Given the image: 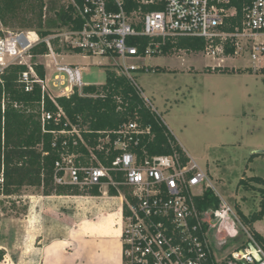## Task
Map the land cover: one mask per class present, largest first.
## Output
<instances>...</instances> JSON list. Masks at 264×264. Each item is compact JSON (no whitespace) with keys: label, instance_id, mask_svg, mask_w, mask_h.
I'll list each match as a JSON object with an SVG mask.
<instances>
[{"label":"built area","instance_id":"1","mask_svg":"<svg viewBox=\"0 0 264 264\" xmlns=\"http://www.w3.org/2000/svg\"><path fill=\"white\" fill-rule=\"evenodd\" d=\"M79 11L84 19L81 29L66 27L64 33L44 38L35 30L0 26V81L10 65L27 66L21 80L27 90L35 83L41 85L44 129L49 120L59 122L64 114L61 109L56 114L47 111L45 95L56 102L57 96L70 95L76 87L82 91L86 84L81 66L60 63L53 78L54 88L60 90L55 94L47 74L41 77L35 68L39 55L31 48L40 42L47 44L45 55L52 54L55 62L61 54L54 50V39L61 38L74 52L79 49L82 54L116 60L98 63L128 76L139 66L131 64L132 60L159 51L158 46H148L146 55H140L138 37H198L205 40L202 52L218 67L236 58L264 66V0H250L242 16L232 0H86ZM142 96L162 118L154 103L144 93ZM71 132L78 135L74 143L80 141L88 149L90 162L79 160L82 153L63 154L55 163V183L80 189L98 186L101 195L116 190L112 196L120 199L122 264H264V247L221 195L216 193L220 197L217 208L200 210L196 206L195 196L214 185L195 159L186 155L185 161L178 152L152 156L146 146L140 147L151 127L130 121L118 129L100 131L97 150L107 159L114 156L109 164L99 159L77 128L60 131ZM197 186L200 192L194 191ZM5 189L2 170L0 200L17 198ZM230 245L233 249L225 251Z\"/></svg>","mask_w":264,"mask_h":264},{"label":"trees","instance_id":"2","mask_svg":"<svg viewBox=\"0 0 264 264\" xmlns=\"http://www.w3.org/2000/svg\"><path fill=\"white\" fill-rule=\"evenodd\" d=\"M85 2L86 0H69L68 3H62L61 0H0V22L6 26L34 29L44 38L56 33L57 28L81 29L84 19L79 7ZM232 4L242 16L250 0H232ZM50 13H54V17H49ZM135 42L139 45V54L143 56L146 55L148 46H158L159 51L155 54L165 56L181 51L200 53L205 48L204 39L190 36L166 39L138 37ZM54 45L58 52H62L58 39H54ZM227 50L232 52L233 48ZM31 51L35 55H44L49 50L45 42H40ZM75 52L81 53L79 49ZM107 66L106 81L102 84L85 85L82 91L76 87L70 95L57 96L56 102L45 95L47 111L56 114L61 109L64 112L59 122L51 119L46 123L45 129L41 121V85L35 83L32 90H27L26 83L21 80L22 73L28 69L24 64H13L5 70L3 81H0V172L4 170L7 194L18 195L25 186L38 187L44 195L101 194L98 186L80 189L74 185L55 183V163L63 154L82 153L83 157L79 160L86 164L90 162L88 149L80 141L74 143L78 135L72 132L62 134V130L77 128L99 159L109 164L114 156L110 155L107 159L103 152L97 150L101 137L99 132L115 130L125 123L136 121L142 127H151V134L143 137L140 144V147L146 146L150 155L178 152L183 160L188 159L176 136L162 118L146 105L137 79L140 72L153 69L166 72L168 69L160 65L152 67L141 64L128 76ZM35 68L41 77H45L43 63H35ZM207 68L211 72V68ZM215 70L221 71V68L217 67ZM140 147L138 151L142 154ZM239 186L247 190H260L263 196L258 211L246 214L239 204L236 210L255 239L264 247V235L255 228V223L264 217V177H243ZM111 194L116 195V190L112 188ZM195 202L200 210L217 208L220 197L214 189L207 188L202 195L195 196ZM4 255L5 251L0 249V261L4 259Z\"/></svg>","mask_w":264,"mask_h":264},{"label":"rangeland","instance_id":"3","mask_svg":"<svg viewBox=\"0 0 264 264\" xmlns=\"http://www.w3.org/2000/svg\"><path fill=\"white\" fill-rule=\"evenodd\" d=\"M68 1L61 0L62 3ZM49 17H54V13ZM1 25L13 30L34 31L0 22ZM65 31L66 27L57 28V32ZM60 39L62 52L54 45L56 53L61 54L56 62L52 54L39 55L35 59L45 65L47 83L55 94L60 91L53 85L57 64H70L67 61H79L86 85L106 81L108 66L98 62L116 60L83 54L64 60L66 54L76 52L67 49ZM131 64L160 65L168 69L166 72L153 69L138 73L142 93L157 107L186 155L208 172L216 193L235 210L239 204L246 214L258 211L263 198L260 190H247L239 186V182L243 177H264V66L259 67L250 59L236 58L220 67L221 71L229 72H221L215 70L218 66L212 57L203 52L184 51L170 56L147 55L132 60ZM200 190L198 186L194 188L196 192ZM43 196L40 188L25 186L17 198L0 200V249L5 251L0 264H30L31 258L27 255L33 248V231L43 229L39 222H45V215L52 214V208L57 206L58 213L63 208L57 201L51 206L41 204ZM56 202L58 204L54 205ZM255 226L264 234V217ZM44 229H47L42 232L44 238L53 236L49 227ZM232 249L230 245L225 251Z\"/></svg>","mask_w":264,"mask_h":264},{"label":"crops","instance_id":"4","mask_svg":"<svg viewBox=\"0 0 264 264\" xmlns=\"http://www.w3.org/2000/svg\"><path fill=\"white\" fill-rule=\"evenodd\" d=\"M77 54L82 53L66 54L64 60ZM67 62L80 65L79 61ZM43 199L41 204L51 206L52 202L57 201L62 203L60 205L63 208L61 213H58L57 206L52 208V214L45 215V222H39L43 229L33 231V248L27 255V258H31L30 264L123 263L119 197L104 194H53L45 195ZM44 225L49 227L53 236L44 238L42 232L47 230Z\"/></svg>","mask_w":264,"mask_h":264}]
</instances>
